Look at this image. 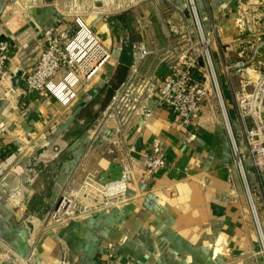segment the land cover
<instances>
[{
	"label": "crops",
	"instance_id": "obj_1",
	"mask_svg": "<svg viewBox=\"0 0 264 264\" xmlns=\"http://www.w3.org/2000/svg\"><path fill=\"white\" fill-rule=\"evenodd\" d=\"M12 1L0 0V18L8 22V38L2 39L13 45L14 68L39 54L41 46L33 38L36 26L58 19L83 20L95 5L109 3L123 15L110 19V28L104 23L91 27L112 52L114 70L127 43H140L148 51L166 46V18L182 3L15 0L14 12ZM196 3L203 27L212 36L219 72L224 65L250 58L264 39V0ZM238 3L250 8L257 22L253 34L240 35L234 27ZM99 7L95 18L102 19ZM21 44L27 46L18 51ZM159 62L154 56L148 59L152 69ZM10 74L13 94L0 100V238L21 255H31L35 264H98L105 262L107 244L113 243L112 264H264V175L247 172L249 184L260 185L255 194L258 226L220 116L214 118L206 107L199 126L187 129L177 115L160 109L148 125L135 120L126 145L113 142L112 129L93 141L92 127L72 135L79 110L89 101L63 107L55 99L28 93L22 77L14 84L16 75ZM222 81L225 85L224 77ZM233 82L237 85L236 77ZM225 95L232 109L228 89ZM21 146L29 148L23 158L18 154ZM133 146L134 179L124 206L44 230L67 185L78 186L89 173L104 182L119 179L126 149ZM149 153L168 164L156 175L145 171Z\"/></svg>",
	"mask_w": 264,
	"mask_h": 264
},
{
	"label": "built area",
	"instance_id": "obj_2",
	"mask_svg": "<svg viewBox=\"0 0 264 264\" xmlns=\"http://www.w3.org/2000/svg\"><path fill=\"white\" fill-rule=\"evenodd\" d=\"M181 1L166 18V46L148 51L140 43L132 44L128 78L91 128L92 140L105 129H112L113 142L126 145L135 120L141 118L148 125L160 109L170 110L185 128L194 129L199 126L200 114L207 107L214 118L220 116L226 127L235 166L244 181L250 208L259 226L255 194L260 185L251 186L247 172L264 175V39L254 47L250 58L224 65L219 72L214 60L213 39L203 27L196 0ZM16 5L17 1L13 0L14 12ZM236 7L234 27L240 35L253 34L257 22L250 8L241 3ZM35 29L33 38L36 37L41 46L39 54L30 63L14 68L11 65L13 45L8 39H2L8 38V22L0 18V100L13 94L8 84L13 73L14 76L21 74L28 93L55 99L63 107L80 99L89 101L104 70L112 65V52L79 18L72 22L58 19ZM25 45L21 44L18 51ZM152 56L160 59L155 69L148 63ZM235 77L237 85L233 82ZM225 89L231 93L232 109ZM28 151L27 146H21L20 158ZM134 153V146L126 149L122 174L117 180L104 182L89 173L78 186L67 185L58 206L49 213L44 230H54L124 206L129 201L127 191L134 179ZM145 157V171L149 175L160 173L168 165L165 158L155 153ZM114 250V244L108 243L105 262L98 264H112ZM7 263L35 264L31 255H21L0 238V264Z\"/></svg>",
	"mask_w": 264,
	"mask_h": 264
},
{
	"label": "trees",
	"instance_id": "obj_3",
	"mask_svg": "<svg viewBox=\"0 0 264 264\" xmlns=\"http://www.w3.org/2000/svg\"><path fill=\"white\" fill-rule=\"evenodd\" d=\"M132 59V45L127 43L122 48L114 73L97 86L94 96L79 110L73 136L80 135L93 127L100 114L111 103L116 91L126 82Z\"/></svg>",
	"mask_w": 264,
	"mask_h": 264
},
{
	"label": "rangeland",
	"instance_id": "obj_4",
	"mask_svg": "<svg viewBox=\"0 0 264 264\" xmlns=\"http://www.w3.org/2000/svg\"><path fill=\"white\" fill-rule=\"evenodd\" d=\"M98 6H100L99 8H101V12L105 15L102 19H98V18H95L96 16H98V13H97V9ZM91 14H90V17L89 16H86L85 18H83V22L88 26L90 27L93 31H94V28H92L93 26H95V24H99V23H104V24H108V27L110 28V22L109 20L110 19H113L115 17H121L123 14H116L114 8H113V4H100V5H95V9L94 8H91L90 11H89ZM94 13H97V14H94ZM114 22V20H113ZM235 22V20H234ZM93 25V26H92ZM92 26V27H91ZM236 29V28H235ZM237 30V29H236ZM94 33L98 36V34L96 33V31H94ZM99 37V36H98ZM100 38V37H99ZM100 40L102 41V43L104 45L105 44V41L104 39L100 38ZM108 47V46H107ZM114 49V48H113ZM112 49V50H113ZM111 64L110 66H108L104 72H103V76L101 78V80H104V78L106 77H110L113 73H114V69L112 68L113 65H116V61L114 59V56H113V59L111 61Z\"/></svg>",
	"mask_w": 264,
	"mask_h": 264
},
{
	"label": "water",
	"instance_id": "obj_5",
	"mask_svg": "<svg viewBox=\"0 0 264 264\" xmlns=\"http://www.w3.org/2000/svg\"><path fill=\"white\" fill-rule=\"evenodd\" d=\"M20 76H21V74H18V75L16 76V78H15V80H14V84H17V83H18V80H19ZM23 86L26 87L25 84H23ZM61 198H62V194L60 195V197L58 198V200H57V202H56V204H55L56 207L58 206V204H59Z\"/></svg>",
	"mask_w": 264,
	"mask_h": 264
}]
</instances>
